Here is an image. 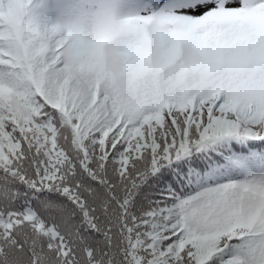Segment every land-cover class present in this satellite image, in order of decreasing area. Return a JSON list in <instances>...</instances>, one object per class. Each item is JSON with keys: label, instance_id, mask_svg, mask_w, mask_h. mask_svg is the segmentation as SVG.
I'll return each instance as SVG.
<instances>
[{"label": "snow or ice", "instance_id": "1", "mask_svg": "<svg viewBox=\"0 0 264 264\" xmlns=\"http://www.w3.org/2000/svg\"><path fill=\"white\" fill-rule=\"evenodd\" d=\"M0 264H264V0H0Z\"/></svg>", "mask_w": 264, "mask_h": 264}]
</instances>
